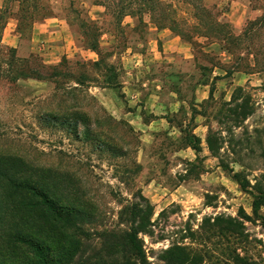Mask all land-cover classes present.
I'll return each instance as SVG.
<instances>
[{
    "label": "rangeland",
    "instance_id": "374dc122",
    "mask_svg": "<svg viewBox=\"0 0 264 264\" xmlns=\"http://www.w3.org/2000/svg\"><path fill=\"white\" fill-rule=\"evenodd\" d=\"M202 2L240 42L181 32L187 0L163 1L173 26L97 0H0V153L73 177L90 205L73 264H111L109 236L132 225L148 264H264V0ZM76 113L79 138L59 124Z\"/></svg>",
    "mask_w": 264,
    "mask_h": 264
},
{
    "label": "trees",
    "instance_id": "16d2710c",
    "mask_svg": "<svg viewBox=\"0 0 264 264\" xmlns=\"http://www.w3.org/2000/svg\"><path fill=\"white\" fill-rule=\"evenodd\" d=\"M97 1L108 12L118 15V18L148 13L158 26H165L166 22L172 26L175 24L162 11L164 0H117L116 3L115 0ZM187 3L192 8L194 21L189 28H181V32L201 36L228 33L226 39L232 38L240 42L238 35H232L228 24L220 20L221 14L216 7L212 11L202 0H187ZM91 45L96 46L93 43ZM237 89L241 90V87ZM211 92L210 90V95ZM192 109L197 113L195 108ZM76 114L72 120L63 117L59 124L67 125L73 130L75 138H79L77 126L78 123H84V117ZM248 114L249 111H245L243 116ZM52 118L56 117L50 116ZM180 131L186 132L182 128ZM184 137L185 144L198 154L201 150L199 137L192 130ZM207 143L210 151L215 153L208 138ZM222 166L225 168L226 165ZM233 174L239 182L238 173ZM89 206L67 170L37 163L18 153H0V264L74 262L81 246V243L75 242L74 233L80 231L84 234L79 224L83 220L80 209ZM140 231L141 229L132 225L117 237L109 236L108 246L103 248L107 261L111 264H148L142 241L138 237ZM90 258L98 259H85L81 264H107L98 253Z\"/></svg>",
    "mask_w": 264,
    "mask_h": 264
},
{
    "label": "crops",
    "instance_id": "0c3cea01",
    "mask_svg": "<svg viewBox=\"0 0 264 264\" xmlns=\"http://www.w3.org/2000/svg\"><path fill=\"white\" fill-rule=\"evenodd\" d=\"M169 39V38H168ZM167 41H172V39H170V40H167ZM210 92V91H209Z\"/></svg>",
    "mask_w": 264,
    "mask_h": 264
}]
</instances>
